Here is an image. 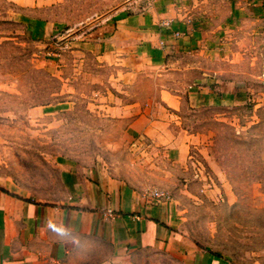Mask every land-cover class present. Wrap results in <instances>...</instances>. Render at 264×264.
Segmentation results:
<instances>
[{"label":"crops","instance_id":"crops-1","mask_svg":"<svg viewBox=\"0 0 264 264\" xmlns=\"http://www.w3.org/2000/svg\"><path fill=\"white\" fill-rule=\"evenodd\" d=\"M6 1L54 8L69 0ZM117 7L78 20L80 27L20 14L13 21L22 23L19 34L39 53L54 54L35 65L61 82L54 95L63 98L48 107L72 110L80 86L92 111L126 123L140 178L61 160L64 194L55 203L25 198L0 183V264H146L149 254L178 264H224L181 234V196L203 187L204 168L217 184L206 192L226 186L219 184L226 179L216 168L211 132L195 129L191 120L250 101L247 83L232 68L246 58L256 65L264 4L124 0ZM10 34L0 31L1 41L13 39ZM143 80L151 85L138 97L131 90ZM154 190L167 198H154Z\"/></svg>","mask_w":264,"mask_h":264},{"label":"rangeland","instance_id":"rangeland-1","mask_svg":"<svg viewBox=\"0 0 264 264\" xmlns=\"http://www.w3.org/2000/svg\"><path fill=\"white\" fill-rule=\"evenodd\" d=\"M120 1L69 0L54 8H20L0 0V18L10 17L0 19V31L11 32L13 38L0 39V183L12 192L39 202L60 201L64 186L59 164L65 159L108 166L125 180L140 178L124 132L126 123L92 111L80 86L72 110L48 107L63 98L54 95L61 82L35 65L54 54L39 53L19 34L22 23L13 21L20 14L80 27L78 20L107 14ZM260 49L255 66L246 58L232 68L247 83L250 101L225 114L215 109L195 113L191 120L195 129L211 132L216 168L226 179L219 184L226 186L216 194L206 192L217 184L209 168L203 169V187L193 188L192 196H181V234L224 264H264V44ZM150 85L143 80L131 92L142 97ZM145 260L178 264L161 254L146 255Z\"/></svg>","mask_w":264,"mask_h":264},{"label":"built area","instance_id":"built-area-1","mask_svg":"<svg viewBox=\"0 0 264 264\" xmlns=\"http://www.w3.org/2000/svg\"><path fill=\"white\" fill-rule=\"evenodd\" d=\"M262 4H264V0H261ZM152 196L156 199H166L167 198V194L159 191V190H154L152 192Z\"/></svg>","mask_w":264,"mask_h":264},{"label":"clouds","instance_id":"clouds-1","mask_svg":"<svg viewBox=\"0 0 264 264\" xmlns=\"http://www.w3.org/2000/svg\"><path fill=\"white\" fill-rule=\"evenodd\" d=\"M51 227H53V230H54V231H57V230L55 229V227H54V226H51Z\"/></svg>","mask_w":264,"mask_h":264}]
</instances>
